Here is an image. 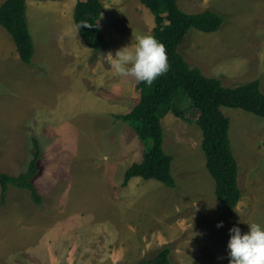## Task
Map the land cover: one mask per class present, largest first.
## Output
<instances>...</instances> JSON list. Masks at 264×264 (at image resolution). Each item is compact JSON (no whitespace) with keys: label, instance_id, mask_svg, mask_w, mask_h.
Wrapping results in <instances>:
<instances>
[{"label":"rangeland","instance_id":"1","mask_svg":"<svg viewBox=\"0 0 264 264\" xmlns=\"http://www.w3.org/2000/svg\"><path fill=\"white\" fill-rule=\"evenodd\" d=\"M59 1L68 8H74L78 2ZM101 4L104 8L102 25L109 23L108 27H102L108 28L106 36L114 41L108 40L107 45L110 46L105 49H90L94 54L88 55L85 60L91 63L90 60L98 59L108 66L113 63L108 54L112 53L115 58L117 51L112 49H117L115 47L118 45H130L137 34H151L155 25L153 15L139 0H101ZM179 7L188 14L209 10L223 19L222 26L214 33L193 29L188 32L178 48L184 60L192 68H198L204 76L220 79L224 87L233 88L258 80L264 93V64H260L264 60H258L259 55L264 54V41L257 43L258 34L264 38V0H181ZM68 59L70 63L75 60L73 57ZM30 66H34L32 69L36 70L38 76L50 78L51 74L53 77L52 67L35 66L34 55ZM234 68L240 72L232 74ZM109 70L107 67V73ZM130 78L116 74L113 80L124 84L129 91ZM132 81L136 80L132 78ZM48 87L49 90H46L32 82L23 85L0 84V173L13 177L26 173L33 153L31 139L36 138L41 155L39 175L34 185L36 183L35 188L42 199L37 206L28 191L14 187L9 191L12 187L9 186L5 203L0 204V264H48L52 260L50 257L57 256L58 251L62 252L57 248L51 232L52 215L67 216L78 205L85 208L75 214L78 220L87 217L88 213L94 221L91 220L88 232H84L83 228L87 223L81 227L80 233L78 228L75 229L79 225L71 223L74 230L64 237L65 244L62 243L65 251L68 250L62 264H137L152 260L164 247L170 249V264H229V230L238 226L242 233H247L249 224L264 223L263 118L239 109L221 108L222 114L229 120V139L238 165L237 182L241 191L237 206L227 209L217 202L214 181L205 168V157L201 150L202 134L195 124L199 113L191 108L181 90L174 94L172 105L173 109L182 112L186 120L171 113L162 120L163 150L172 157L171 175L175 187L168 188L155 180L134 178L127 188L120 189L119 183L123 182L124 175H118L116 162L112 166L116 180H76L72 176L80 175L83 171L97 172L93 170L95 162L98 163L99 159L100 164L105 163L102 161L103 155L113 159L116 144L121 154L123 150H130L136 145L131 140L130 131L133 128L130 127L125 129L119 143L113 145V123L106 112L115 107H125L119 109L124 111L131 104L139 103V92L135 89L131 95L115 98L107 90L104 93L101 86L97 88L89 74H84L80 80L72 78L66 88L61 84ZM25 94L36 95L37 102L46 96L42 102L51 103L52 106L56 104L62 109L70 104L78 115L64 123L63 127L69 129L67 131L55 133V136L47 130L39 133L42 118L39 120L36 109L25 106ZM131 96L134 102L129 100ZM8 123H14V130H7ZM46 138H49L48 141H58L57 146L52 148L55 156L51 152L46 156V146L42 148ZM108 139L112 144L113 152L110 153L101 147V142ZM138 141L144 150L143 143ZM133 156L127 158L132 159ZM53 159L55 163L50 168ZM104 189L105 193L102 191ZM52 196L60 199L58 206L62 211L52 212ZM24 207L26 218L21 216L20 225L25 220L30 221L26 238L36 243L40 238L47 249L46 257L42 256L45 252L41 249V255L32 254L31 257L21 249L18 235L20 237L22 230L14 219L23 214ZM220 222H223V227L218 228ZM30 244H26V247ZM94 256L99 259L104 257L106 261H90Z\"/></svg>","mask_w":264,"mask_h":264},{"label":"trees","instance_id":"2","mask_svg":"<svg viewBox=\"0 0 264 264\" xmlns=\"http://www.w3.org/2000/svg\"><path fill=\"white\" fill-rule=\"evenodd\" d=\"M181 0H139L154 17L153 35L165 46L169 70L147 86L137 82L139 103L127 114L115 116L133 128L144 150L140 163L132 164L124 173L122 187L130 180H155L168 188H174L171 175L172 157L163 150L164 132L162 120L171 113L186 120L182 112L173 109L174 94L181 90L189 100L191 108L199 113L196 126L202 134L201 150L205 157V168L214 181L217 202L233 209L241 199L238 187V165L229 139V120L221 108L239 109L264 119V93L261 84L254 80L233 88L224 87L218 78L206 77L198 68H192L178 52L190 30L214 33L220 29L223 19L206 10L188 14L179 7ZM26 0H5L0 5V26L10 35L20 61L33 64V43L25 17ZM103 13L101 0H78L74 7L75 28L86 47L100 50L104 36L99 26ZM33 153L26 173L16 177L0 173V204H4L9 186L26 190L32 202L39 206L42 199L34 180L39 175L38 162L41 148L36 138L31 139ZM170 249L162 248L152 260L137 264H170Z\"/></svg>","mask_w":264,"mask_h":264},{"label":"crops","instance_id":"3","mask_svg":"<svg viewBox=\"0 0 264 264\" xmlns=\"http://www.w3.org/2000/svg\"><path fill=\"white\" fill-rule=\"evenodd\" d=\"M5 0H0V5ZM69 3H72V0H66ZM73 6L67 7L66 5L63 6V2L59 0H26V11H25V17L28 24L29 33L31 36V40L33 43V49H34V64L35 66H38L40 68H43L44 65H48L52 67V74H49V77L38 76L36 70L33 71L32 67L34 66H28L23 64L18 56L16 47L13 46V41L10 37V35L7 33V31L0 26V84L1 85H9V84H26V83H35L40 84L41 86L45 87L46 90H49L48 85H58L61 84L64 88L67 87V85L71 84L72 78H78L80 80L84 74H89L90 79L92 80L93 84H96V87L101 86L105 90L111 92V95L115 98L121 99L125 94H132V90H135V87L137 85L136 81H132L131 79V86L128 91L126 86L124 84H118L114 82V76L117 74L112 67V65L104 66V64L98 60H85V57L90 54H94L93 52L89 51L90 48L86 47L83 41H81V37L79 33L77 32V29L74 25L73 20ZM104 11V8H103ZM103 14V13H102ZM102 17V16H101ZM109 24V23H108ZM108 24L102 25V19L100 18L99 26L100 29H103L104 32V40H105V46L104 49L110 45H107L108 40L114 41V39H111L110 37L106 36V31L108 28ZM103 26V27H102ZM101 29V31H102ZM102 32V33H103ZM260 37L257 38L258 42L261 43V41H264V38H261V34H258ZM13 43V44H12ZM264 44V42H263ZM112 50H119L122 48V46L118 45ZM92 50V49H91ZM110 50V49H108ZM57 53V56H56ZM70 54V55H68ZM54 57V58H53ZM68 57H73L75 60L70 63ZM258 60H264V54L259 55ZM104 61V60H103ZM105 62V61H104ZM261 65L264 64V61L260 63ZM109 67L108 73L106 71V68ZM235 71H232V74H238L240 72L238 69L234 68ZM113 80V81H112ZM264 87V74L262 78ZM105 83L107 85H105ZM100 88V89H102ZM45 97H41V102H37L36 95H28L25 94V103L26 107L30 109H36L39 120H40V127L41 131L39 133H44V130L49 131L53 136H55V133H62L64 131H67L69 129H65L63 127L64 123L66 121L72 120L73 116L78 115L76 113V110L72 108V106L69 104L65 109L59 108L56 106H52L50 103L49 105L45 102ZM132 102H134V98L131 96L129 99ZM138 102L131 104L130 108H127V110L121 111L119 109H126L125 107L119 108H110L106 112L108 115V118L112 120V132L114 133L112 143L115 145V143H119V138H123V133H125V129H128L129 126L122 122L121 120H118L115 118V116L119 115H125L129 113ZM114 117V118H113ZM21 121H18L17 123L19 125H22L20 123ZM24 124V122H23ZM7 130H14V123H8ZM131 128V127H130ZM5 130V129H4ZM30 131H34L33 129H29ZM43 130V131H42ZM133 130V129H132ZM131 132V140L135 142V146L132 147L130 150H123L121 154V150L119 148V145L116 144L117 149L115 150L112 158L110 160V157L103 155L102 161L105 162L103 164H100V160L98 159V163L95 162V168H93L95 173L92 172H80V175L72 176L73 179L79 180L81 178L83 179H93V180H100L103 181L107 179H115L116 180V174L113 166V163L118 164V175H124L125 171L134 163H140L142 160V146L141 143L138 141L137 134L135 131ZM106 134L104 135V138H106ZM129 138V137H127ZM47 141L44 143L43 147H45L46 156L51 152L52 156H55L54 150H52L53 147H56L58 141H48L49 138H46ZM111 139L103 140L101 142V147L103 151L106 153H110L112 151V144L110 142ZM123 144H125V140H123ZM99 145V148H101ZM142 151V152H141ZM113 152V151H112ZM102 154V153H101ZM100 154V155H101ZM118 155V156H117ZM130 155H134L132 159H128ZM56 159V158H55ZM108 160H110L108 162ZM30 162V161H29ZM55 163V160L53 159L50 161V168H52V165ZM59 163V162H58ZM29 164V163H28ZM62 179V178H61ZM63 179H68L67 177H63ZM131 181V180H130ZM130 181L128 184H130ZM122 183H119V188L122 187ZM128 184L125 188L128 187ZM35 186L37 187L36 183ZM13 187L9 188L12 189ZM97 188L100 189L101 187L97 183ZM18 190L17 188H15ZM25 191V190H24ZM103 193H105V189L102 190ZM13 191L12 193H14ZM51 192H49L50 194ZM53 193V192H52ZM15 194V193H14ZM52 195V194H51ZM24 199L21 200V202ZM60 199L56 197L51 198V205L52 212H60L62 211L61 208L58 206V201ZM76 201V200H75ZM7 203H8V197H7ZM19 204V202H18ZM44 204V201H43ZM42 204V205H43ZM21 205H19L20 207ZM37 207V206H35ZM21 208V207H20ZM33 208V207H31ZM25 209H23V214H15L18 215L14 222L17 223V226L21 228L22 232L19 238V242L21 245V249H24V252H28L27 254L29 257H31L32 254L41 255L39 249L44 250L45 254H42L43 257L47 256V249L44 248V243L41 244L40 238L37 239V243L34 240H27L26 238V230L27 227H30L29 220H25L26 222H23L22 225H20V221L22 220L21 216H25ZM85 208H82V206L76 207L75 209H72L71 213L67 216L65 215H52L54 216L53 221V227L51 229V232L54 234L56 239L57 248L61 251L57 252V256L50 257L52 260L48 262V264H62L64 260L67 258V251H65V240L64 237L66 235H69L71 232H73L74 228L72 229L71 223L76 222L79 226H76L78 233L82 231L83 227L85 229L84 232H88L91 220L94 221L93 216L84 217L81 220H78L77 214L78 212L84 210ZM40 219V217H39ZM24 221V220H23ZM39 220V224H40ZM51 222V221H50ZM34 230H35V225ZM41 229V226H40ZM53 236V237H54ZM33 244H30L32 243ZM64 243V244H62ZM26 244H30L26 247ZM64 248V249H63ZM49 258V260H50ZM102 260L106 261L104 257H101ZM97 257H92L90 261H98L101 260Z\"/></svg>","mask_w":264,"mask_h":264},{"label":"clouds","instance_id":"4","mask_svg":"<svg viewBox=\"0 0 264 264\" xmlns=\"http://www.w3.org/2000/svg\"><path fill=\"white\" fill-rule=\"evenodd\" d=\"M108 56L118 75L132 77L147 86L169 70L165 46L151 34H137L130 45L115 52V58L112 53ZM217 227H223V222ZM248 228L247 233L238 226L229 230V264H264V223L253 222Z\"/></svg>","mask_w":264,"mask_h":264}]
</instances>
